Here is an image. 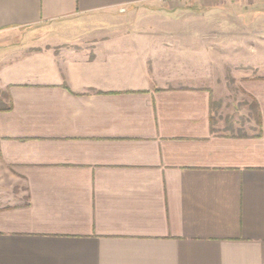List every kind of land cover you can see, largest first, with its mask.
I'll use <instances>...</instances> for the list:
<instances>
[{"label":"crops","instance_id":"0c3cea01","mask_svg":"<svg viewBox=\"0 0 264 264\" xmlns=\"http://www.w3.org/2000/svg\"><path fill=\"white\" fill-rule=\"evenodd\" d=\"M197 5L0 0V264H264V0Z\"/></svg>","mask_w":264,"mask_h":264},{"label":"rangeland","instance_id":"374dc122","mask_svg":"<svg viewBox=\"0 0 264 264\" xmlns=\"http://www.w3.org/2000/svg\"><path fill=\"white\" fill-rule=\"evenodd\" d=\"M202 2V1H198ZM214 2H223L224 4H229L230 6L234 5L237 1L234 0H214ZM184 7L187 8H197V1L192 2L188 5L184 4ZM86 49L85 46H78L76 47V50L78 51H84ZM239 51V50H238ZM260 50H254V52H258ZM230 53V50H223V53ZM234 64H228V65H223L222 66V73L226 74L227 78V83L230 85L231 89L229 91V95L225 98H222L220 100L221 104V113L218 112V109L215 112V117L216 121L219 127H228L230 123H233L234 121H238L241 126L246 127L247 130H250V123L255 124L256 120V113L254 109L249 110L248 103L245 101V99L240 98L238 93L236 92V89L234 88L233 81H231V74H233L236 70L241 71L244 70L243 66L242 67H235L233 66ZM259 69H257L258 67ZM251 70H250V69ZM247 72H252V73H263L264 74V64L262 65H253V66H248ZM224 79V77H223ZM221 83H224V80L221 81ZM3 92H6L4 89L0 88V98L3 99V101L8 104V99L3 98L4 96L2 95ZM221 114V115H218ZM17 184H22V181H19L18 178L11 176L7 171H5V167L1 165L0 163V196L4 197L6 202H24V198L22 197V194H24L25 187L24 185L18 186ZM23 186V189L21 188ZM21 188V190H20ZM20 193L19 197H10L12 193ZM7 205V204H6ZM9 205V204H8Z\"/></svg>","mask_w":264,"mask_h":264},{"label":"trees","instance_id":"16d2710c","mask_svg":"<svg viewBox=\"0 0 264 264\" xmlns=\"http://www.w3.org/2000/svg\"><path fill=\"white\" fill-rule=\"evenodd\" d=\"M2 95L4 96L3 98L10 99V95L7 92H3ZM253 107H255V109L258 111L257 122L260 124L259 110H258V105H257L256 102H254ZM11 109H12V105L11 104H6L3 101V99L0 98V111H10Z\"/></svg>","mask_w":264,"mask_h":264},{"label":"built area","instance_id":"2783aa9c","mask_svg":"<svg viewBox=\"0 0 264 264\" xmlns=\"http://www.w3.org/2000/svg\"><path fill=\"white\" fill-rule=\"evenodd\" d=\"M162 2H164V3H171V2H179V3H181V4H190V3H192V2H196V1H211V0H161ZM212 1H214V0H212ZM222 1H225V0H222ZM234 1H240V0H234ZM120 11L121 12H125L126 11V8L125 7H121L120 8Z\"/></svg>","mask_w":264,"mask_h":264}]
</instances>
